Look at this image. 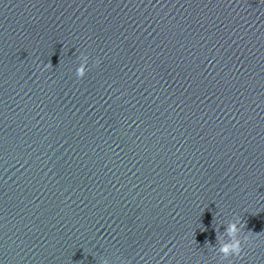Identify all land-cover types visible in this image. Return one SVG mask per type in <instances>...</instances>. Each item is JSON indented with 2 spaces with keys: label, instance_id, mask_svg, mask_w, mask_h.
I'll use <instances>...</instances> for the list:
<instances>
[{
  "label": "clouds",
  "instance_id": "clouds-1",
  "mask_svg": "<svg viewBox=\"0 0 264 264\" xmlns=\"http://www.w3.org/2000/svg\"><path fill=\"white\" fill-rule=\"evenodd\" d=\"M99 63V61H97ZM82 76V72L79 73ZM245 228V224L236 218L235 222L229 223L225 231L227 232L229 239L222 243L218 249V254L223 261H228L229 264H234L232 258L241 257L244 248L243 245L249 240V236L245 235L241 238V233Z\"/></svg>",
  "mask_w": 264,
  "mask_h": 264
}]
</instances>
